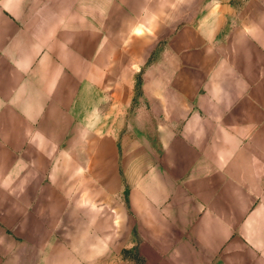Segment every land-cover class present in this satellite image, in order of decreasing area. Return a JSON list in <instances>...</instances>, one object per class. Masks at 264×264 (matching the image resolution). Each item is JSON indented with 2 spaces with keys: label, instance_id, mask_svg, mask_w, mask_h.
Returning <instances> with one entry per match:
<instances>
[{
  "label": "crops",
  "instance_id": "obj_1",
  "mask_svg": "<svg viewBox=\"0 0 264 264\" xmlns=\"http://www.w3.org/2000/svg\"><path fill=\"white\" fill-rule=\"evenodd\" d=\"M168 15L192 17L169 28ZM76 90L119 98L87 152L102 197L123 199L101 236L115 264H264V0H0V158L52 157ZM41 190L0 181V217L19 223L0 221V264H100L98 246L46 241L40 203L26 209Z\"/></svg>",
  "mask_w": 264,
  "mask_h": 264
},
{
  "label": "rangeland",
  "instance_id": "obj_2",
  "mask_svg": "<svg viewBox=\"0 0 264 264\" xmlns=\"http://www.w3.org/2000/svg\"><path fill=\"white\" fill-rule=\"evenodd\" d=\"M191 17V15H168V27L171 28L177 21L187 22ZM157 18L158 16H152V23L147 26L151 30L153 25V33L156 32L155 27L158 28V26H155ZM128 23V19L122 16L121 24H118L117 29L115 28L118 34L117 38H120V41L128 40ZM108 91L105 90L104 94L100 93V100H96V97L89 96L82 90H76L77 93L72 96V101L74 103L80 99L78 102L80 106L79 118L73 117L71 120L69 106H71L72 101L66 104V108H68L67 110L64 109L65 115L59 116L60 111H57L58 117L54 119L56 126L52 130L56 138L59 139L60 135L65 132L66 137L63 138L62 142L58 141L51 144L49 154L52 157L24 160L23 158L18 159L14 155L10 158H0V167L4 169L15 170L19 167L33 168L34 166L38 169L37 173L32 175H20L17 174V171L10 176L6 175L7 173L1 174L0 181L8 176L16 182H22L23 180L39 182L42 188H45V190L34 193L35 195L31 201L33 207L31 204V208L27 207L26 209H35L36 206L34 205L40 203L37 208V219L41 222V229L45 233H49L51 238L53 237V240L46 238V241L66 242L78 249L83 247V250H89V253L86 254L88 256H92L90 250L98 246L100 247V255L97 261H100V264H115L119 261L117 255L105 251L107 246L113 244V240L101 236L106 232L119 229V214L114 204L115 201H123L121 197L118 198L117 195L106 190L104 198L102 197L100 164L98 163V168H96L93 161L87 158V152L91 153L95 149V144L100 149V132L102 133L103 129L100 130L102 126H96L97 115H100L101 112L104 123L110 122L114 113L112 104L119 101L118 96L109 95ZM15 94L16 92H14L13 97H15ZM121 102L124 103L123 100ZM59 104L65 107L62 103ZM122 112L120 111V113ZM43 115L44 113H42V120H38L41 130L48 129L43 123ZM117 117L119 118V115ZM12 121V118H10V123ZM35 126L38 125L35 124ZM40 128H37V130H40ZM112 148V151L115 152L114 145H112ZM16 201H14V205ZM66 201L71 203L73 207H65ZM7 218L10 221H7ZM0 221L7 222L13 232H17L19 223L16 212L9 216H1ZM96 234H99L100 238L96 237ZM97 243H100V246ZM77 257H84V255L78 252Z\"/></svg>",
  "mask_w": 264,
  "mask_h": 264
}]
</instances>
